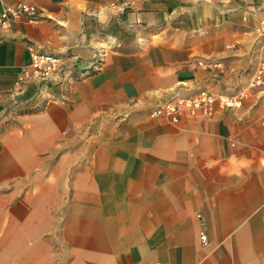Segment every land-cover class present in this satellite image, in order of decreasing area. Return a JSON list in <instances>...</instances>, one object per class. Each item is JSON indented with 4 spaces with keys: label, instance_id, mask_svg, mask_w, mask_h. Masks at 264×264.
Masks as SVG:
<instances>
[{
    "label": "crops",
    "instance_id": "1",
    "mask_svg": "<svg viewBox=\"0 0 264 264\" xmlns=\"http://www.w3.org/2000/svg\"><path fill=\"white\" fill-rule=\"evenodd\" d=\"M18 4L42 18L0 30V264H264V87L209 119L149 116L248 88L264 0H0V15ZM32 49L75 74L104 59L16 95Z\"/></svg>",
    "mask_w": 264,
    "mask_h": 264
},
{
    "label": "built area",
    "instance_id": "2",
    "mask_svg": "<svg viewBox=\"0 0 264 264\" xmlns=\"http://www.w3.org/2000/svg\"><path fill=\"white\" fill-rule=\"evenodd\" d=\"M42 18L39 8L31 4H18L6 8L0 15V30L8 29L11 23L22 19L30 23L38 22ZM255 34L258 38L264 39V18H262ZM31 63L29 70H25L15 81V94L21 95L24 87L32 80L44 85L71 84L74 81L85 79L93 73L101 70L104 55L99 52L95 55L90 70L75 74L67 66L61 57L44 53L38 49H32L30 53ZM199 67L210 69L211 63L199 61ZM264 87V60H262L249 82L246 90L234 96L216 95L209 91H200L188 97H177L157 104L150 111L152 120H163L170 125H178L184 120L196 121L214 117L219 111L235 112L239 110L251 91ZM203 246L208 245V238L205 233L200 234Z\"/></svg>",
    "mask_w": 264,
    "mask_h": 264
}]
</instances>
